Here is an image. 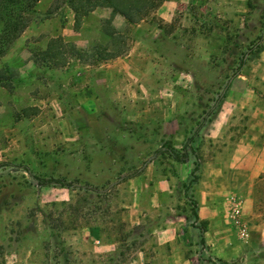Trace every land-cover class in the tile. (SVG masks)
Segmentation results:
<instances>
[{"label": "rangeland", "instance_id": "374dc122", "mask_svg": "<svg viewBox=\"0 0 264 264\" xmlns=\"http://www.w3.org/2000/svg\"><path fill=\"white\" fill-rule=\"evenodd\" d=\"M123 1L130 21L108 6L74 17L67 2L39 0L4 46L0 264H129L141 251L154 264L166 232L187 264H223L202 239L212 205L215 223L245 238L235 146L264 126V0ZM190 135L185 162L162 153L128 175ZM257 184L262 213L264 173Z\"/></svg>", "mask_w": 264, "mask_h": 264}, {"label": "crops", "instance_id": "0c3cea01", "mask_svg": "<svg viewBox=\"0 0 264 264\" xmlns=\"http://www.w3.org/2000/svg\"><path fill=\"white\" fill-rule=\"evenodd\" d=\"M235 147H240L242 151L239 159L242 167L239 177L242 181L238 184L234 182V184L238 187L239 197H241L237 201V210L241 212L242 218L247 223L244 228L245 238L239 243L236 242V236L225 219L223 224L215 223L217 221L216 206L212 205L206 212L208 215L206 219L209 220L208 238H205L204 233L202 239L205 244L209 245V250H212L218 259L224 261L223 264H264V253L260 252L264 251V211L261 213L256 209L258 203L256 192L259 189L257 180L258 176L264 173V126L257 129V132H252L251 136L243 134ZM215 177L221 180L219 172H216ZM197 180L194 186L196 190H199L202 180L200 178ZM213 181L212 179L211 183ZM211 192L214 195L213 187ZM197 199L199 203L200 199ZM196 215L198 219H205V214L197 212ZM216 227L219 229V235L212 234ZM222 230L224 233L220 235ZM164 235L159 233L157 256H153L154 264H187L183 241H179L174 233L172 236L168 232ZM148 257L149 254L146 256L145 252L141 251L140 255L131 260L129 264L132 261L135 264H144L149 259Z\"/></svg>", "mask_w": 264, "mask_h": 264}, {"label": "trees", "instance_id": "16d2710c", "mask_svg": "<svg viewBox=\"0 0 264 264\" xmlns=\"http://www.w3.org/2000/svg\"><path fill=\"white\" fill-rule=\"evenodd\" d=\"M39 0H0V55L3 53L4 46L14 39L19 32L26 25L25 13L30 10V8ZM67 2L73 12V16L76 17L78 13L86 14L92 11L97 6H108L115 12L123 16L127 21L132 20L130 16L131 7L133 4L125 2L123 0H62ZM260 41L255 42L250 48L254 49L258 47ZM245 59L242 57L238 65L233 72L232 76L241 68L244 64ZM228 84L224 87L222 94L226 91ZM221 97V95L219 96ZM220 99V98H219ZM213 107L211 108V110ZM210 110H208L209 112ZM208 115V114H206ZM191 135L188 136L181 145L180 150H176L170 142L166 145H160L141 163V166L136 168L133 172L128 175L136 174L146 163L157 156L158 154H165L171 159L179 162H185L189 157V152L187 150L189 142L191 140ZM5 162H0V167L6 165ZM197 170V165H195L190 171L189 182H194L197 179V174L194 171ZM26 171L29 173V170ZM38 185H58L70 187L72 184L69 181H65L62 178L56 177H39L34 174H30Z\"/></svg>", "mask_w": 264, "mask_h": 264}, {"label": "built area", "instance_id": "2783aa9c", "mask_svg": "<svg viewBox=\"0 0 264 264\" xmlns=\"http://www.w3.org/2000/svg\"><path fill=\"white\" fill-rule=\"evenodd\" d=\"M234 210V213H237L238 212V210H237V207L235 206V208L233 209ZM239 236L240 237H244L245 236V229H244V227L243 226H241L240 228H239Z\"/></svg>", "mask_w": 264, "mask_h": 264}, {"label": "water", "instance_id": "95a60500", "mask_svg": "<svg viewBox=\"0 0 264 264\" xmlns=\"http://www.w3.org/2000/svg\"><path fill=\"white\" fill-rule=\"evenodd\" d=\"M112 184L113 183H110L105 189H103V191L106 190V189H108Z\"/></svg>", "mask_w": 264, "mask_h": 264}]
</instances>
